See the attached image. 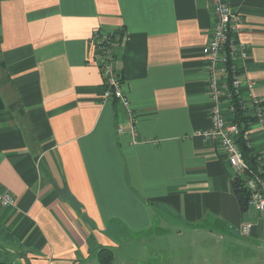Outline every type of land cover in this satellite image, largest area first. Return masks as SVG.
Listing matches in <instances>:
<instances>
[{"label": "crops", "instance_id": "1", "mask_svg": "<svg viewBox=\"0 0 264 264\" xmlns=\"http://www.w3.org/2000/svg\"><path fill=\"white\" fill-rule=\"evenodd\" d=\"M223 1L247 46L241 94L252 81L264 102V0ZM214 24L212 0H0V186L15 198L0 264H96L101 248L113 264H264V216L241 210L223 151L195 134L211 126ZM96 31L121 33L134 136L102 100ZM246 136L264 161V123Z\"/></svg>", "mask_w": 264, "mask_h": 264}, {"label": "built area", "instance_id": "2", "mask_svg": "<svg viewBox=\"0 0 264 264\" xmlns=\"http://www.w3.org/2000/svg\"><path fill=\"white\" fill-rule=\"evenodd\" d=\"M212 12L215 19L211 37L202 47V55L208 61V89L211 100L209 129L195 134L207 142L216 144L224 153L232 178L244 179V185L249 193L247 205L264 216V161L257 157L258 167L252 170L244 160L238 147L237 139L240 129L233 122L234 108L231 104L232 94L237 95L241 107L246 113L254 116L260 124L264 123V102L253 95L254 82L246 81V95L242 96V77L239 72L240 62L247 59V46L239 38L241 17L233 12L223 0H212ZM121 33L119 31H96L92 37L96 64L102 74V100L112 98L128 109L130 118V133L135 134V119L130 111L128 98L121 89V79L116 72V49L119 47ZM121 133L122 130L119 129ZM246 145L247 136H244ZM15 204V198L0 186V206L10 207ZM251 225L244 224L240 231L247 235Z\"/></svg>", "mask_w": 264, "mask_h": 264}, {"label": "trees", "instance_id": "3", "mask_svg": "<svg viewBox=\"0 0 264 264\" xmlns=\"http://www.w3.org/2000/svg\"><path fill=\"white\" fill-rule=\"evenodd\" d=\"M231 104L234 108L232 120L236 123L240 129V134L237 139V144L241 150L244 160L252 170H256L258 167L257 156L253 154V151L247 147L244 136L250 130L251 124L256 122V118L242 109L241 103L237 95L232 94ZM231 188L236 196L241 210H245L248 205L249 193L244 185V179L235 177L231 179ZM96 264H113L112 251L109 248H101L97 253Z\"/></svg>", "mask_w": 264, "mask_h": 264}, {"label": "rangeland", "instance_id": "4", "mask_svg": "<svg viewBox=\"0 0 264 264\" xmlns=\"http://www.w3.org/2000/svg\"><path fill=\"white\" fill-rule=\"evenodd\" d=\"M135 242H136L135 244H137V247H138V240L135 241ZM168 255H173V254H166V256H168ZM162 256H163V254H162ZM117 258H118V260H119V256H118Z\"/></svg>", "mask_w": 264, "mask_h": 264}]
</instances>
